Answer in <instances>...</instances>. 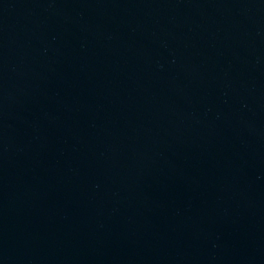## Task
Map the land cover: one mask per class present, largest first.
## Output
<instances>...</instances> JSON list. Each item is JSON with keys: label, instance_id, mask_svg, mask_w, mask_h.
<instances>
[{"label": "water", "instance_id": "obj_1", "mask_svg": "<svg viewBox=\"0 0 264 264\" xmlns=\"http://www.w3.org/2000/svg\"><path fill=\"white\" fill-rule=\"evenodd\" d=\"M0 264H264V0H0Z\"/></svg>", "mask_w": 264, "mask_h": 264}]
</instances>
